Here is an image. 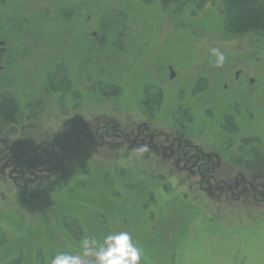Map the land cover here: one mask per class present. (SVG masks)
Returning a JSON list of instances; mask_svg holds the SVG:
<instances>
[{
  "label": "rangeland",
  "instance_id": "obj_1",
  "mask_svg": "<svg viewBox=\"0 0 264 264\" xmlns=\"http://www.w3.org/2000/svg\"><path fill=\"white\" fill-rule=\"evenodd\" d=\"M191 11L0 0V97L18 107L12 122L0 116V264H264V200L248 210L222 183L242 190L250 158L264 156V37L225 33L220 0ZM75 124L91 133L80 154L25 202L4 148L52 153ZM107 125L128 141L96 137ZM139 133L150 139L133 143ZM200 154L219 164V190L201 182Z\"/></svg>",
  "mask_w": 264,
  "mask_h": 264
},
{
  "label": "flooded vegetation",
  "instance_id": "obj_2",
  "mask_svg": "<svg viewBox=\"0 0 264 264\" xmlns=\"http://www.w3.org/2000/svg\"><path fill=\"white\" fill-rule=\"evenodd\" d=\"M4 51L5 49L0 47V52ZM5 56V55H4ZM3 56V57H4ZM75 127H77L78 131L75 132ZM82 125L75 124L74 127L71 128L72 134L77 133L76 139L72 138V135H64V137L61 138L62 141H59L57 144L54 145L53 152L50 153L47 150L43 149L40 151L39 157L29 156L30 153V145L26 146L25 150L21 151V149L17 148L15 149L14 146H7L4 148L5 152V161L7 167H15L14 172L17 174V180H21L24 184V190L30 191L31 188L28 186H32V183L40 184L43 183L37 182V178L40 176L43 181L46 180H52L53 174L56 173L57 170L62 171L65 167V164L68 162L67 158L70 156H76L80 154V143L82 140H88L91 135V133L88 134L85 131L82 132ZM89 129V128H88ZM100 131H96V137L102 138V140H105L106 137L108 138L111 135H120L121 138L124 141H128L125 138V135L120 133V129H118L115 125L109 126L107 125L105 127L100 126ZM101 130L107 131L105 136L99 135L101 134ZM109 131V133H108ZM118 132V133H117ZM145 138L150 139L149 136L139 133L137 135L136 139H133V143H136L138 139ZM74 139V140H72ZM18 146V145H17ZM59 148V151L62 152V156H57L55 154V149ZM74 151V152H73ZM72 152V155H71ZM44 156H46V160L44 159ZM185 156V153L183 154ZM201 163L198 165V173L201 177V182H206L209 184L211 180L215 183V185L212 187L214 190H219L216 186V183L218 182L216 180V177H214L212 174L214 172L218 171V166L216 164V161L213 159H205V156H202V154L199 155ZM72 160V159H70ZM219 162V161H218ZM69 163V162H68ZM51 164V165H50ZM63 166V168L61 167ZM249 169L246 170L243 173H246V180L244 182V186L242 187V190H239V186L236 185V183L229 179V180H223V186L225 187L226 194H229L231 190L234 192V196L236 199L239 197L237 194L244 193L247 194V200L250 199L251 201H248L247 204L249 205L248 210H253L255 204H259V200H264V164L261 166L257 165H248ZM261 166V167H260ZM263 167V168H262ZM49 168V169H46ZM62 168V169H61ZM48 171V175L46 178L44 177L43 171ZM208 174V176H207ZM33 176H36V178H32ZM207 176V178H206ZM208 180V181H207ZM248 191H247V189ZM220 192V191H219ZM249 192V193H248Z\"/></svg>",
  "mask_w": 264,
  "mask_h": 264
},
{
  "label": "trees",
  "instance_id": "obj_3",
  "mask_svg": "<svg viewBox=\"0 0 264 264\" xmlns=\"http://www.w3.org/2000/svg\"><path fill=\"white\" fill-rule=\"evenodd\" d=\"M143 1L151 2L153 0H143ZM209 1H212V0H159L161 4V9L164 12L166 13L167 12H172V13L180 12L181 13V11L184 8L190 7L192 8V11H191L192 17L195 16L197 10L201 11V9ZM220 1L223 6V11H222V14L224 16L223 29L225 33L236 35L238 37L249 35V34H254L260 37H264V0H220ZM78 11L79 13L86 12V11L83 12L80 9H78ZM65 12L70 13L68 11H65ZM110 20L111 19H108V16L105 17L104 22L108 24L106 25L107 26L106 28H109L108 26H111V24H109ZM98 89L101 90V87ZM0 100H3V104L7 102L6 107H3L0 101V116L2 120L5 119L4 121H7L10 123L13 121L14 119L13 117L16 116V113H17V111H15V108L18 109L17 105L15 104L16 101L15 99L13 100L11 97L5 100V97H3L2 95L0 97ZM2 107L4 109H2ZM26 140L29 141L28 138ZM30 144L31 143H26V146ZM263 157L264 156L251 157L250 159L252 162L249 165L250 166L252 165L262 166L264 162ZM66 170L67 169L64 168L62 172H65ZM54 185L56 186L58 185V179H53V178L52 180L45 179V181L40 184H36L33 182L31 186L32 189L30 191L22 190L21 194L23 195L24 201L29 202V201L37 199L42 194H45L46 192H48L49 189L53 190ZM101 217L99 219L103 221ZM66 219H69V218L66 217ZM64 225H65L66 230L69 232L70 236L75 237L78 240V242H80L85 237L84 236L85 233L84 231H82V229L79 228L80 225H79V222H77V220H74L72 223L70 222L66 223ZM118 233H116V236L120 237L121 232L119 234ZM119 239H121V237ZM2 242L0 243V245L2 244ZM41 257L43 258V253ZM20 260L21 259L18 257V259H16L14 262L16 264H20ZM11 262L8 264H12Z\"/></svg>",
  "mask_w": 264,
  "mask_h": 264
},
{
  "label": "water",
  "instance_id": "obj_4",
  "mask_svg": "<svg viewBox=\"0 0 264 264\" xmlns=\"http://www.w3.org/2000/svg\"><path fill=\"white\" fill-rule=\"evenodd\" d=\"M3 44H4L3 42L0 43V46H3ZM3 56H4V51L0 52V62L2 61ZM172 78H173V77H172Z\"/></svg>",
  "mask_w": 264,
  "mask_h": 264
},
{
  "label": "bare ground",
  "instance_id": "obj_5",
  "mask_svg": "<svg viewBox=\"0 0 264 264\" xmlns=\"http://www.w3.org/2000/svg\"><path fill=\"white\" fill-rule=\"evenodd\" d=\"M160 26V25H159ZM158 25H157V28H160Z\"/></svg>",
  "mask_w": 264,
  "mask_h": 264
}]
</instances>
